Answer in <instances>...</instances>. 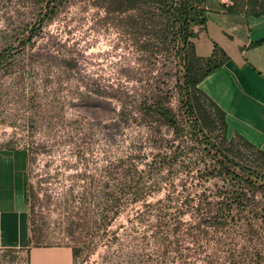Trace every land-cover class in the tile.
<instances>
[{
    "label": "rangeland",
    "instance_id": "rangeland-1",
    "mask_svg": "<svg viewBox=\"0 0 264 264\" xmlns=\"http://www.w3.org/2000/svg\"><path fill=\"white\" fill-rule=\"evenodd\" d=\"M53 5L0 0V46L14 48L0 67V148L30 150L35 158L32 246L75 247L73 264H264V217L253 238L237 225L192 243L185 216L175 244L171 217L160 223L174 212L167 195L199 188L187 180L183 191L180 164L149 167L147 123L118 121L121 102L137 99L144 67L89 1ZM26 37L30 44L21 41ZM162 133L171 138L169 128ZM257 201L264 208V197Z\"/></svg>",
    "mask_w": 264,
    "mask_h": 264
},
{
    "label": "trees",
    "instance_id": "trees-1",
    "mask_svg": "<svg viewBox=\"0 0 264 264\" xmlns=\"http://www.w3.org/2000/svg\"><path fill=\"white\" fill-rule=\"evenodd\" d=\"M50 1L56 10L60 0ZM83 1L101 10L99 22L113 27L119 40L128 43L144 67L140 71L142 80L137 99L133 106L121 102L118 121L124 123L135 117L147 123L149 167L173 171L180 164L186 177L181 186L183 191H187V180L196 182L199 188L190 193L167 195L174 212L166 211L160 223L166 222V216L171 217L175 244L179 243L178 233L185 216L190 219L185 237L192 243L207 236L209 231L222 232L237 225L243 226L250 238L255 237L259 229L257 221L264 217V208L257 201V195L264 197V152L245 140L228 138L223 110L198 88L204 78L227 61L218 47L207 58L197 57L194 52L192 40L197 37L194 28L205 27L209 0ZM55 10L48 21L57 15ZM227 11L264 15V0H246L241 6L235 0ZM21 41L30 44L32 37ZM13 49V46H0V67L12 58ZM68 66L72 65L68 63ZM163 127L171 130V138H165ZM27 152L30 212L38 194L30 181L35 158L30 150ZM134 157H138L137 152ZM70 248L75 259L78 250ZM0 253H4L1 264H28L27 258L21 261L19 257L8 256L18 253L16 250ZM256 257L258 260V254Z\"/></svg>",
    "mask_w": 264,
    "mask_h": 264
},
{
    "label": "crops",
    "instance_id": "crops-1",
    "mask_svg": "<svg viewBox=\"0 0 264 264\" xmlns=\"http://www.w3.org/2000/svg\"><path fill=\"white\" fill-rule=\"evenodd\" d=\"M223 0L206 3V23L192 40L197 57L215 47L227 61L198 88L225 114L227 136L264 152V15L229 13ZM28 152L0 148V251L16 250L28 264H73L68 246H32Z\"/></svg>",
    "mask_w": 264,
    "mask_h": 264
},
{
    "label": "built area",
    "instance_id": "built-area-1",
    "mask_svg": "<svg viewBox=\"0 0 264 264\" xmlns=\"http://www.w3.org/2000/svg\"><path fill=\"white\" fill-rule=\"evenodd\" d=\"M225 4L229 6V4H227V1H225Z\"/></svg>",
    "mask_w": 264,
    "mask_h": 264
}]
</instances>
